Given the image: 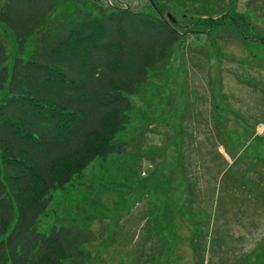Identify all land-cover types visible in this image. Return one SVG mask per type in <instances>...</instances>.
<instances>
[{
    "label": "rangeland",
    "instance_id": "1",
    "mask_svg": "<svg viewBox=\"0 0 264 264\" xmlns=\"http://www.w3.org/2000/svg\"><path fill=\"white\" fill-rule=\"evenodd\" d=\"M106 1L155 14L179 40L130 99L114 136L124 151L57 188L38 231L76 227L86 264H264V195L238 178L247 159L224 177L250 148L264 170V0ZM0 35L11 61L13 35Z\"/></svg>",
    "mask_w": 264,
    "mask_h": 264
},
{
    "label": "trees",
    "instance_id": "2",
    "mask_svg": "<svg viewBox=\"0 0 264 264\" xmlns=\"http://www.w3.org/2000/svg\"><path fill=\"white\" fill-rule=\"evenodd\" d=\"M61 6L65 13L51 18ZM0 24L16 49L10 61L0 35V264H86L81 231L40 232L39 219L57 188L124 151L114 136L128 124L130 99L166 64L179 35L155 14L92 0H2ZM250 150L224 177L247 159L240 185L264 195V170L253 163L262 164L261 154Z\"/></svg>",
    "mask_w": 264,
    "mask_h": 264
},
{
    "label": "flooded vegetation",
    "instance_id": "3",
    "mask_svg": "<svg viewBox=\"0 0 264 264\" xmlns=\"http://www.w3.org/2000/svg\"><path fill=\"white\" fill-rule=\"evenodd\" d=\"M92 1H94V2H96V3H99V0H92ZM108 1H110V0H107V1H106L107 4H108V5H111L110 3H108ZM111 3H112V2H111ZM119 3H121V6L124 4V3L121 2V0H120V1L118 0V4H119ZM135 3H138V0H129V4H130V5H136ZM113 7H114V6H113ZM111 8H112V6H111Z\"/></svg>",
    "mask_w": 264,
    "mask_h": 264
},
{
    "label": "water",
    "instance_id": "4",
    "mask_svg": "<svg viewBox=\"0 0 264 264\" xmlns=\"http://www.w3.org/2000/svg\"><path fill=\"white\" fill-rule=\"evenodd\" d=\"M123 9H125V10H128V9H130L128 6H125L124 8H120V9H118V10H123ZM167 16V19L170 21V22H172L173 23V19L167 14L166 15ZM262 39H260L259 41H261Z\"/></svg>",
    "mask_w": 264,
    "mask_h": 264
}]
</instances>
